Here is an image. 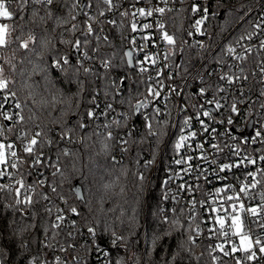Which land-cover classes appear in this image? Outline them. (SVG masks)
I'll return each mask as SVG.
<instances>
[{
    "label": "trees",
    "instance_id": "trees-1",
    "mask_svg": "<svg viewBox=\"0 0 264 264\" xmlns=\"http://www.w3.org/2000/svg\"><path fill=\"white\" fill-rule=\"evenodd\" d=\"M255 1L214 0L202 26L204 34L196 42L192 38L197 33L188 35L193 21L190 1L168 13L167 32L176 37L177 48L182 49L175 54L177 70L186 75L227 36L230 38L225 42L252 32L255 17L245 18ZM5 2L14 12V19H0V23L17 25L13 38L20 32L18 25L24 24L25 31L32 30L36 35L37 43L30 45L35 47V52L20 48L19 41L12 43L9 49L0 50V57H3L0 64L4 65L5 76L14 81L9 84V90L16 92V96L7 101H13V105L19 102L21 108L16 113L25 117L23 123L17 117L10 125L0 121L3 131L0 139L8 141L10 134L23 145L35 136L37 144L33 153L24 152L25 156L19 159L22 162L18 161L17 167L9 172L14 175V181L0 178V185L13 190L11 194L7 188L0 191V260L3 264H32L33 259L35 264H57V256L61 258L60 264H90L89 259L74 258L81 253L74 247L80 244L82 233L89 227L96 230L94 238L97 242L109 250L113 264H213L206 241L196 242L194 246L187 243L188 236H193V227L183 213L174 214L167 222L161 215L165 168L177 152L179 128L174 129L172 107L162 109V114L155 116L156 108H144L132 114L128 101L135 104L145 100L148 83L137 67L131 69L128 66L124 55L131 46L127 39L132 32L130 24L123 27L101 21L107 29L108 40L105 41L104 37L88 34L86 30L89 22L96 23L101 18L100 13L108 8L98 0H81V7L85 2L95 8L91 20L81 12V7L72 9L76 0H56L52 5L55 15L68 21L59 25L53 19L41 21L40 17L46 12L41 5L26 8L21 20L17 0ZM33 10L38 12L35 23L31 22ZM69 10L75 15L74 20L69 16ZM73 24L76 25L75 32L71 30ZM77 39L92 56V61L110 58L113 67L107 72L96 67L85 74L80 68L81 62L74 58L69 65L63 66V70L54 68V61L69 54L73 48L63 41ZM44 40L48 41L47 48H41ZM95 48L99 50L94 51ZM121 78H125V84L116 94L111 81ZM0 94L4 95L3 92ZM98 97L111 104L113 109L127 110L129 117L113 118L111 122L91 118L88 113ZM145 116H149L153 131L158 135L149 133ZM114 121H120L119 125ZM101 127L106 128L105 132H100ZM109 129L115 130L111 140L107 139ZM121 130H131L133 135L129 139L125 162L116 164L112 157ZM36 133L40 135L36 136ZM73 139L80 141L73 143ZM259 151L264 157V143ZM37 157H42L39 164L34 163ZM20 179L26 187L34 186V192L28 193L32 195V205L15 204L14 189L19 187L16 181ZM40 181L44 183L40 184ZM262 182L264 186V171ZM76 186L83 192L82 200L75 193ZM41 194L47 195L48 199ZM24 195L25 190L21 189L20 198ZM63 206L76 207L78 215L74 220H67L66 225L53 229L51 225L57 209ZM47 208H51V213L46 211ZM177 220L179 226L173 224ZM71 232L73 236H70ZM116 237L121 239L116 240ZM45 244L50 246L44 247ZM189 248L191 252L187 251Z\"/></svg>",
    "mask_w": 264,
    "mask_h": 264
},
{
    "label": "built area",
    "instance_id": "built-area-1",
    "mask_svg": "<svg viewBox=\"0 0 264 264\" xmlns=\"http://www.w3.org/2000/svg\"><path fill=\"white\" fill-rule=\"evenodd\" d=\"M190 4L198 6L201 11L193 12V21L190 27L192 33H197L192 27L197 19L203 15V9L207 8L209 12V5L214 0H168L167 5L163 4L161 0H113L114 5L111 10L107 8L104 15L97 19L96 23L89 22L93 28V34L99 36H107V29L102 25L101 21L107 22L109 25L120 24L123 27L132 22L137 25V31L128 34L127 39L130 42V49L133 52L134 64L137 67L140 75L144 76L149 87H153L160 91V96L155 98L147 94L148 107L146 109L159 108L160 114L162 109L173 108L175 111L174 129L179 128V137L181 135H188L190 132H196V136L185 142L191 147H182L169 159L165 168V192L163 195L161 215L164 220H169L176 213H183L187 220L193 227V236L196 242L206 241L209 245L213 264H237V260L242 261V264H264V253L259 252V246L254 247L256 258L249 261L246 254L242 251L231 253L230 249L232 243L239 244V237L232 236L224 237L220 234L219 225L215 221L216 215L224 216L225 213L221 210L219 213L213 212V207L220 208L221 200H223V207L228 208L231 212V205L237 203V211L239 212V202L224 199L227 195L235 193L239 194L240 202L244 204L245 211L239 212V216L244 225V231H251L249 235L253 241L259 238L264 243V227L259 225L264 224V201L261 199V193H264V186L262 182V175L264 171V160H261L259 151L260 146L264 143V75L260 72L261 62L264 61V49L260 48V42L264 39V30L256 29L251 40L241 37H233L229 42L230 36L218 44L213 51L205 56L203 61L192 68L186 75L181 74L177 70L175 55H170L167 60L164 59V53L171 47L161 39V31L158 28V22L165 24L167 14L178 10L184 5ZM134 5V7H133ZM155 7H165L166 11L163 16L153 11L152 16H140L137 12L133 17L132 13L139 8L146 10L154 9ZM172 9V11H168ZM95 8L91 5L85 8V15L93 18ZM127 11L128 16H123L122 13ZM250 16L255 17L254 23L264 24V0H256L253 8L246 16L245 20ZM110 20H115V24L109 23ZM206 22V21H205ZM204 22V24H205ZM151 25L148 29H143V25ZM203 24V25H204ZM202 25V26H203ZM88 26V25H87ZM201 26V30H202ZM87 30V28H86ZM203 32V31H202ZM253 32V31H252ZM151 37L148 41L142 39L143 36ZM201 34H193L192 41L200 40ZM135 39V44L131 41ZM141 45H144L141 48ZM233 47L236 49L235 53L229 54L227 49ZM245 48H251L252 52H245ZM85 48L77 52L74 48L66 56L72 62L74 58L79 62L84 63L85 68L95 69L101 67V61L87 60L83 58ZM152 54L157 57V62L153 65L151 62H144L145 54ZM238 55L247 56L244 61L237 60ZM145 67L147 71L141 73L140 68ZM243 69V73H241ZM158 72L162 74L158 75ZM199 74V75H197ZM222 74L246 75L248 79L239 80L235 83L229 84L226 80H221ZM224 88L225 91L219 92L218 88ZM205 88L206 95L200 96L199 89ZM175 89L173 92L172 90ZM1 93V92H0ZM4 95L0 94V112H8L13 114L11 121L5 120L3 115H0V121L6 122L10 125L17 117L15 113L17 109L13 105V101L5 102ZM215 98L222 107L217 108L215 104H209L208 101ZM237 104L239 115L231 112V105ZM109 104L101 97L95 100L94 107L90 111L94 113L91 118L99 119L101 121H109L113 118H125V114L129 117L127 110L108 108ZM208 111L210 115L205 117L202 112ZM159 114V115H160ZM149 117V116H148ZM188 117L192 118L191 128L184 125V120ZM198 117V119H197ZM231 117L233 124L229 125L227 119ZM204 121L208 125V131L203 130L200 121ZM215 129V131H213ZM106 128L101 127L100 132H105ZM256 131H261L260 137L255 136ZM111 132L112 136L115 130L109 129L107 133ZM131 132V135L128 133ZM8 141L1 140L6 146L11 143L14 148L7 152L15 151L17 153L18 161L24 155V147L12 135L8 134ZM133 131L121 130L118 134L119 144L113 154L112 161L116 164H122L126 160V152L129 139L132 137ZM178 137V140H179ZM70 140V137H67ZM80 139H73V143H78ZM127 141V143H123ZM255 141V142H253ZM198 144H203V149L197 147ZM218 145L220 151H217L213 145ZM204 155L206 160L199 157ZM192 157L190 161L192 167L189 168L187 163L176 164L178 159H187ZM256 160V164L248 163L247 159ZM9 165L7 172L12 171L10 165L17 161V158L8 155ZM42 160V157H39ZM243 159V163L241 160ZM240 164L239 168L233 167L230 170L226 169L221 172L220 168L225 164ZM4 166L0 165V168ZM187 169V170H186ZM249 172L256 173V180L259 183L255 188H249L248 194L240 193L239 189L241 183H252V177L248 175ZM6 177L10 181H14L15 177L11 175H0V178ZM183 185V187H181ZM228 187L227 192H222L217 195V189ZM215 201V203H213ZM257 208V214L252 215L247 211L249 208ZM72 207L63 206V215L65 220L62 225H66L67 220H74L75 215L70 211ZM76 208V207H75ZM236 213H233L235 215ZM231 221L226 220L225 231L229 230ZM199 228V235H196V229ZM73 236V232L70 233ZM81 242L75 245L74 248L81 250L80 254H76L74 258L80 260L81 258L89 259L90 264H113L110 259L109 250L102 246L97 240L88 232L81 235ZM223 244L224 251L230 252L225 256L216 246ZM88 248V250H86ZM59 260L60 256H57ZM56 257V258H57ZM57 260V259H56ZM43 264H46L45 262Z\"/></svg>",
    "mask_w": 264,
    "mask_h": 264
},
{
    "label": "snow or ice",
    "instance_id": "snow-or-ice-1",
    "mask_svg": "<svg viewBox=\"0 0 264 264\" xmlns=\"http://www.w3.org/2000/svg\"><path fill=\"white\" fill-rule=\"evenodd\" d=\"M66 2V0H65ZM102 2L104 5H106L108 7L109 10H111L113 7H116L117 5H114L113 0H98V3ZM161 2L165 5H167L168 0H161ZM56 3V0H17V10L20 12L21 14V20L23 19V14H24V10L26 8H28L30 5H41L46 9L45 12V16L40 17L41 21H44L46 19H53L54 22L56 24H62V23H67V19L63 16H56L55 15V9L52 8V5ZM91 5L88 3H84L82 5V8H88ZM81 7V0H76L75 3L72 4V9H76V8H80ZM134 7V5H133ZM153 11H155L156 13H159L161 16H163L165 14L166 8L165 7H155L154 9H149L146 10L144 8H139L137 9L136 12L132 13V16L135 17L137 12L139 13L140 16H152L153 15ZM168 11H172V9H168ZM192 11L195 12H200L201 9L198 6H193ZM69 16H71V19H75V15L72 14V11L69 10ZM101 15H104L103 12L100 13ZM38 15V12L33 10L32 11V23H35V17ZM123 16H128L129 13L127 11L122 13ZM0 19L2 20H13L14 19V12L9 10V6L8 4L5 2V0H0ZM89 20L92 19V17H88ZM208 19V9L204 8L203 9V15L201 16L200 19H197L194 23V25H192V27L195 29V31L201 35H203L204 33L201 30V26L204 24V22ZM109 23L111 24H115L116 21L115 20H110ZM17 25H13L10 26L7 23H0V50H4V49H9L10 45L16 41H19V47L24 49L26 52H35L36 49L35 47H30V45L35 46L37 43V38L36 35L33 33L32 30H27L25 31V25L24 24H20L18 25L20 32L17 36H15L13 38L12 33L16 30ZM151 25L145 24L143 25V29H148L150 28ZM158 28L161 31V39L166 42L167 45L171 46L165 53H164V59L167 60L169 58L170 55H175L177 51L182 50V49H178L177 48V39L174 35H169V33L167 31H164L165 29V24L162 22H158ZM131 29L133 32L137 31V25L135 22L131 23ZM256 29H261L264 30V24L261 23H254L253 25V32H248L246 35V38L248 40H251L253 38V35L255 33ZM73 32H75L76 30V25L73 24L72 25V29ZM87 33L88 34H92L93 33V28L92 25L89 23L87 26ZM193 33L190 31L188 32V35L191 36ZM245 37H241V39H244ZM105 41L108 40V37L105 36L103 38ZM143 40L148 41L149 39H151L150 36L145 35L142 37ZM97 40H99V37H97ZM63 43L65 44H70L72 45V47L79 52L81 49V41L79 39L75 40V41H63ZM132 44H135V39H133L131 41ZM48 46V41L44 40L41 42V48H47ZM144 45H141V48H143ZM200 47L203 48V44H200ZM260 48L264 49V39L261 40L260 42ZM98 48H95L94 51H98ZM229 54H233L235 53L236 49L233 47H229L227 49ZM245 52L247 53H251L252 49L251 48H245ZM38 55H40V53H37ZM114 56V53L112 54ZM127 57V62L129 65H131L132 63V58H133V53L132 51H127L124 54ZM83 58L87 59V60H91L92 56L89 55L88 51H84L83 52ZM237 60L240 61H244L247 59V56H243V55H238L235 57ZM0 59H3V57H0ZM144 62H151L153 65L156 64L157 62V57L152 55V54H148L146 53L144 56ZM6 63H10V61H6ZM70 61L69 58L67 56H62L59 59L55 60L53 63V67L54 68H58L63 70V66L65 65H69ZM13 70H15V66L13 65ZM39 66L37 65L36 68H38ZM101 67L105 70V72L109 71L113 65H112V60L110 58H106V59H102L101 60ZM36 68H34V71L36 70ZM80 68H83V72L85 74L91 73L93 72V69L91 68H84L83 64H80ZM140 72L143 73L145 71H147V69L145 67H141ZM241 73H243V69L240 70ZM260 72L262 75H264V61L261 62V67H260ZM162 74V72H158V75ZM199 75V74H197ZM221 80H226L229 84L231 83H235L236 81L239 80H247L248 77L246 75H236L235 79L233 75H229V74H222L220 76ZM10 83H14V81H10L6 76H5V68L3 64H0V92L4 93L3 99L5 102H7V100L10 97H15L16 96V92L14 91H10L9 90V84ZM125 84V78H121L119 81L113 80L111 81V87L116 89V94H119L120 89L124 86ZM119 86V87H118ZM219 92H223L225 91L224 88H218L217 89ZM173 92L175 91V89L172 90ZM108 93L106 92L105 95H107ZM148 94L158 98L160 96V91L156 90L153 87H149L148 89ZM199 95L200 96H204L206 95V89L205 88H200L199 89ZM261 95H264V92L261 93ZM130 108L132 109V114H136L139 113L141 109L147 108L148 107V101L147 99L142 100V101H138L135 104L131 103V100L128 101ZM209 104H215V106L217 108L222 107V105H220V103L213 98L212 100L208 101ZM2 107V106H0ZM14 107L16 109H20L21 108V104L19 102L15 103ZM106 107L111 108L112 105L111 104H107ZM262 107H264V105H262ZM231 112L232 113H236L237 115H239V110L237 108V104L234 102L231 105ZM160 114V109L156 108L154 110V116L155 115H159ZM0 115H3V118L5 120L11 121L13 119V114L8 113V112H0ZM18 118V121L23 123L25 120V117L23 115H21L20 113H16L15 114ZM88 115L91 117L94 115V113L89 112ZM202 115L205 117H208L210 115V113L208 111H204L202 112ZM127 114H125V119H127ZM145 121H146V128L149 131L150 134L152 135H158V133L153 131V124L152 121L149 120L148 116L144 117ZM198 119V117H197ZM114 123H116L117 125H119L120 121H114ZM191 123H192V118L188 117L184 120V125L187 128H191ZM201 125L203 126V130L205 132L208 131V125L204 123V121H200ZM227 123L229 125L233 124V119L231 117H229L227 119ZM8 131H11V129L9 128ZM213 131H215V129H213ZM3 134L2 129H0V135ZM129 135H131V132L128 133ZM25 136L27 135V133L24 134ZM40 133H36V136H39ZM262 135L261 131H256L255 132V136L256 137H260ZM196 136V132L192 131L190 132L188 135H181L179 137L178 142L176 143V149L179 150L182 147H191V145H186L185 142L194 138ZM107 139L111 140L113 139L112 137V133L109 132L107 134ZM255 142V141H253ZM123 143H127V141H123ZM37 144V139L35 138V136L25 145L24 147V152L28 153V154H32L34 151V146ZM108 146L105 145V148H107ZM198 148H200L201 150L203 149V144H198L197 145ZM214 148H216L217 151H220V148L218 145H213ZM6 148L8 150H11L14 148V145L9 143L7 146L4 143H0V165L4 166L3 168H0V175H11L10 173L7 172V166L9 165V161H8V155L10 154L11 157L13 158H17V153L15 151H10L7 152ZM68 153L65 152V155H67ZM202 160H206L207 157L204 155H201L199 157ZM244 159L248 160V163L255 165L256 164V160L254 159H249L247 157H245ZM261 160H264V157L260 158ZM192 160V157H187V159H178L175 161L176 164H181V163H187L188 167L191 168L192 165L190 163V161ZM18 161V158H17ZM22 162V161H19ZM41 161L39 159V157L36 158V160L34 161L35 164H39ZM241 163H243V159L241 160ZM12 168H16L17 167V162L14 161L11 163L10 165ZM147 166V165H146ZM233 167L239 168L240 164H225L220 168V171L223 172L226 169H231ZM187 170V169H186ZM249 176L252 177V183L248 184V183H241V187L239 189L240 193H244L245 195L248 194V189L249 188H255L256 185L259 183V181L256 180V173L255 172H249L248 173ZM140 179L143 180L144 177L141 175ZM44 181H40V184H43ZM16 184L19 185V187L14 189V197H15V204L16 205H25V206H29L33 204V199H32V195H29L28 193L30 191L34 192V186H25V183L23 181V179L17 180ZM181 187H183V185H181ZM228 187H232V186H227L225 188H220L217 189V195H219L222 192H227L228 191ZM8 189L10 194L13 192V190L6 185H0V191H3L5 189ZM21 189L25 190V195L23 197V199L20 198L21 196ZM52 191L55 192L56 189L52 188ZM43 196V198L45 200L48 199L47 195L41 194ZM224 199H227L229 201L235 200L237 202H239V212H243L245 211L244 208V204L242 202H240V196L239 194L235 193V189H233V194L232 195H227L226 197H224ZM261 199L262 201H264V193H261ZM66 202V201H65ZM215 203V201L213 202ZM231 212H229L228 208H224L223 207V200H221V207L220 208H216L213 207L212 211L219 213L221 210L225 213L224 216L221 215H216L215 216V221L216 223L219 225V229H220V234L224 237H228L230 234L232 236H238L239 237V244L236 243H232L230 252L231 253H236L238 251H242L246 254V258L247 260L251 261L253 259L256 258V252L253 250L255 246H259V252L264 253V243H262V241L257 238L253 241L252 237L249 235V232L251 231V229H249V231H244V225L243 222L240 219L239 216V212L237 211V203H233L231 206ZM262 207H264V205H262ZM47 212L51 213V208H47L46 209ZM70 211L74 214H77V209L75 207L70 208ZM247 211L249 213H251L252 215H256L257 214V208L253 207V208H249L247 209ZM233 213H236L235 215H233ZM65 220V216L63 215V209H57V215L55 216V220L52 223L51 227L53 229H58L61 227L62 222ZM226 220H230L231 224L229 227V230L225 231V224H226ZM165 222H167V219L165 220ZM173 224L179 226V221H173ZM260 227H264V224L259 225ZM87 231L93 236H96V230L92 227H89L87 229ZM189 231H191V229H189ZM0 235H2V233H0ZM196 235H199V228L196 229ZM116 240L121 239V237H116ZM115 242V241H113ZM187 243H190L191 245H195L196 244V240L194 238V236L189 235L188 236V240ZM50 245L45 244L44 247H49ZM221 252H224V255L227 256L230 254V252L228 251H224V245H217L216 246ZM187 251L191 252V249H187ZM57 264H60L59 258L57 257ZM0 264H3V261L0 260ZM32 264H35V260H32ZM237 264H242V261L237 260Z\"/></svg>",
    "mask_w": 264,
    "mask_h": 264
},
{
    "label": "water",
    "instance_id": "water-1",
    "mask_svg": "<svg viewBox=\"0 0 264 264\" xmlns=\"http://www.w3.org/2000/svg\"><path fill=\"white\" fill-rule=\"evenodd\" d=\"M84 3H85V2H84ZM84 3H83V4H84ZM83 4H82V5H83ZM84 11H85V8H82V7H81V12L84 13ZM127 51H131V49H130V48H127L125 52H127ZM132 53H133V52H132ZM126 60H127V57H126ZM127 63H128V62H127ZM128 66H129L131 69H134V67H135V64H134V57L132 58V63H131V65L128 64ZM123 87H124V86H123ZM75 193L77 194V197H78L79 200H82V199H83V192H82V190H81V188H80L79 186H76V187H75Z\"/></svg>",
    "mask_w": 264,
    "mask_h": 264
},
{
    "label": "rangeland",
    "instance_id": "rangeland-1",
    "mask_svg": "<svg viewBox=\"0 0 264 264\" xmlns=\"http://www.w3.org/2000/svg\"><path fill=\"white\" fill-rule=\"evenodd\" d=\"M1 23H7V22H1ZM8 24V23H7Z\"/></svg>",
    "mask_w": 264,
    "mask_h": 264
}]
</instances>
